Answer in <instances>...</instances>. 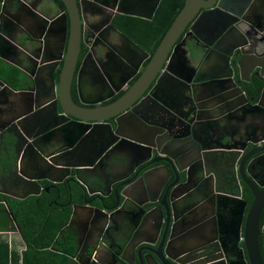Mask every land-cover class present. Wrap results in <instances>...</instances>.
<instances>
[{"label":"flooded vegetation","instance_id":"flooded-vegetation-1","mask_svg":"<svg viewBox=\"0 0 264 264\" xmlns=\"http://www.w3.org/2000/svg\"><path fill=\"white\" fill-rule=\"evenodd\" d=\"M154 1L85 0L82 8L80 0H76L80 14L81 43L71 83V96L75 103L88 107L109 104L137 80L149 58L137 68L132 64H124L117 53L126 51L122 36L124 35L147 50L149 57L153 54L149 46L142 45L137 31L148 27L157 29L156 13L162 0L152 11ZM0 3V21L4 23L7 33L12 37V45L15 48L14 54H9L7 58L16 61L27 72L25 74L28 82L17 89L33 90L31 78L36 74L41 75L40 68L47 59L57 64L54 71L57 81L69 32L68 25L66 31L63 28L62 15L66 12L63 2L0 0ZM16 7L19 8L18 12H14ZM128 11H135L140 16L126 13ZM233 13L234 26L228 30L222 24L212 28L210 23L206 22L199 26L195 35L187 34L189 23L170 51L171 53L175 45L181 44L175 49L177 55L181 53L183 44L186 43L195 55L194 64L201 67V74L205 78L213 73L212 67L216 64L230 66L235 82L226 84L231 86L226 94L218 92L216 87L205 84L198 85V91L192 94L187 84L178 83L162 74L158 83L153 79L145 85L139 104L133 110L128 107L110 114L106 120L87 122L88 128H99L95 124L101 123L114 127L118 125L119 139L112 149L104 152L102 158L86 166L82 172H77V178L71 170L69 176L54 186L51 182H42V186H48L49 190H43L36 196L38 199L46 194L49 206L53 205L56 209L69 212L68 221L75 210L74 222L67 226V221L60 233L62 239H71L72 248L61 249L60 254L72 258L82 257L86 264L96 263L97 259L110 264L111 258L116 264H126L125 261L140 264L134 250L141 252L143 247H147L141 243L142 241L156 239L158 210L154 208L150 213H146L149 209L143 212L139 208L127 205L118 206V210L101 208L94 211L95 220L88 223V217L93 211L81 207L84 192L79 185L82 181L88 188V191H85V199L96 198L90 205L99 204L96 196L102 197L109 191L112 194L114 191H122L124 186L120 184L133 175L150 152L152 157L161 156L158 153L159 149L179 154L176 158L180 165L175 166V171L179 173L182 192L189 190L198 182L200 188L198 195L194 196L191 193L188 195L190 202L184 205L185 207L180 206L177 209L175 214L177 226L168 233L169 238L165 240L168 243L169 255L163 251L165 257L158 253L157 256H147L145 257L147 264H251L244 249L243 228L244 217L253 195L242 180H250L260 190L264 189V110L248 105V102L250 103L248 100L252 97H255L254 103L261 97V103L264 105V0H248L245 8H236ZM205 14L210 17L219 15L218 12L203 15ZM130 22L134 23V27L129 25ZM241 31L245 32L246 36ZM108 37L109 40L110 37L113 40L106 51L107 60L100 63L101 59L95 57L93 51L101 43L100 38ZM150 47H154V43ZM175 55L173 66L179 64ZM5 65L12 66L0 59V75ZM81 66L82 72L86 74L80 83L84 94L82 92L80 94L88 105L81 102L76 88V78ZM100 89L102 91L97 93ZM226 95H231L232 100L227 102ZM98 99L102 100L89 102ZM229 108H233L230 115L231 123L222 128L219 117ZM47 111L49 110L42 109L35 112L34 117L38 118L39 125L34 130L29 128L27 119L21 121L27 131L26 134H34L46 127L41 121ZM58 114L54 119L56 129L62 123L75 120L69 114H63L60 105ZM206 118L210 120L211 130L207 135L203 130ZM7 127L12 130L6 132L0 129V176L6 182L0 189H7L10 184L1 171L10 163L8 158H11L15 168L16 165L24 168L26 162L24 154L26 135L14 130V126ZM38 136L40 138L35 142L42 152L62 149L63 136L60 130H54L53 133L40 132ZM108 141L109 138L104 141L95 138L91 144L86 138L82 146L87 147L90 157L95 159V154L97 155ZM207 148L218 150L212 154L214 161L211 164H200L195 158L200 152L206 154L204 151ZM70 161L82 163L84 159L73 155ZM165 164L164 161H158L142 169L134 178V181L136 180L134 187H131L132 184L129 186L131 195L146 198L145 188H148L151 197L154 198V193L161 188L167 177V170L163 167ZM182 168L187 169L189 175L187 180L186 170ZM130 172L132 173L129 174ZM169 172L170 178L167 183L174 178L170 168ZM224 177L232 180L233 189L237 192L239 186L240 197L223 196ZM69 188L72 189L74 197L71 203L64 205L69 200ZM103 199L108 205L114 203L113 199L106 197ZM74 205L77 207L74 208ZM263 214L264 209L261 216ZM263 223L264 220L261 225ZM160 239L161 233L157 243ZM179 239V242H175ZM79 242L82 251L77 246ZM259 242L264 262V232L261 233ZM181 247L186 253L179 255ZM142 254L148 252L143 251ZM73 260L78 264L74 258Z\"/></svg>","mask_w":264,"mask_h":264},{"label":"water","instance_id":"water-1","mask_svg":"<svg viewBox=\"0 0 264 264\" xmlns=\"http://www.w3.org/2000/svg\"><path fill=\"white\" fill-rule=\"evenodd\" d=\"M65 5L66 12H63V24L64 30L66 31L68 25V42L67 48L63 57V62L61 69L58 74L57 81H55L54 71L57 64L54 62H50V60H46L45 64L41 69V75L36 74L31 78L33 84V90L28 89H16L11 83L5 81L0 76V129L6 132L12 130L7 126H14V130L19 132H23L26 136V148L24 151L26 162L25 167L22 168L16 165L11 161V158H8L10 163H7L4 167L3 177L9 180V186L14 185L17 188H21L24 192L21 195L12 196L18 199H24L28 196H37L43 190L48 191V186H42L43 181L51 182L54 186L56 183L61 182L64 178L70 175L71 170L74 171L75 176L77 178V172H82L86 169V166L91 165L93 162L102 158V154L104 152L112 149L119 139L120 131L118 130V125L115 127L110 124H95L99 128H88V121H100L106 120L108 116L118 110H125L128 107L131 110L134 109L135 106L139 104L140 97L145 90V85L150 83L153 79L158 80L161 78L162 74H166L169 79L174 80L181 84H187L190 92L192 94L198 91V85L205 84L211 87H216V90L222 94H226L231 86L226 84H232L235 82L234 73L230 66H223L221 64H216L212 67V74H209L207 78L202 76L201 67H197L194 64L195 55L193 54L191 48L183 44V49L181 53L175 55V49L177 44L173 47L172 52L171 48L173 44L177 41L181 33L185 30L187 25L190 23L188 27L187 34L195 35L196 30L199 28L201 24L206 22L210 23V26L214 28L215 25L222 24V26L228 30L230 27L234 26L233 21V10L236 8H245L248 4V0H239V1H229V0H184L183 5L179 12L176 14L169 28L166 30L164 35L162 36L159 44L156 46L153 54L149 57V52L138 46L134 42H132L129 38L122 35L124 38V42L126 44V51L124 53H117V55L122 59V62L127 65H135L137 68H140L145 59L149 58L146 65L141 69V74L137 78V80L133 83V85L122 95H120L115 101L106 104L100 105L98 107H88L81 106L75 103L71 96V83L73 78V73L76 68V62L78 58V53L80 50L81 43V25H80V14L79 9L76 3V0H61ZM160 0H155L152 6V11L155 10ZM85 0H80L81 7L84 8ZM1 5V3H0ZM18 7L14 8V12H18ZM218 12V16L210 17L209 15L204 13ZM132 15H138L135 11L126 12ZM146 17V16H145ZM149 18V15L147 16ZM68 20V22H67ZM257 29L259 27L255 26ZM241 33L246 36L245 32ZM101 43L98 44L97 48L93 51V55L99 59L100 63L107 60L106 51L109 47V44L112 42V37L108 38H100ZM12 37L7 33L6 27L3 22L0 21V59L5 61L7 64H11L20 69L23 74V78L28 82L26 78L27 73L23 70L22 66L18 64L16 61H13L10 58H7L9 54H14L13 50L15 49L12 45ZM250 43L248 39V44ZM211 46V44H208ZM89 55V54H87ZM174 55L179 62L178 65L173 66ZM101 65V64H100ZM82 66L78 70L76 82H77V90L78 95L82 103L87 104L88 102L82 97L80 92L83 93L82 87H80V83H82V79L86 73H83ZM99 68L102 70L101 66ZM24 71V72H23ZM40 73V71L38 70ZM105 84L104 79L101 75H99ZM220 83L222 85L220 86ZM102 89L98 90L97 93H100ZM231 95H226L227 102L232 100ZM93 100L89 101L91 103H95ZM248 101V105L261 108L264 110V105L261 103V97L255 103V97L250 98ZM58 105L64 113L69 114L75 120H71L68 123H62L59 125V128L56 129V123L54 119L57 118L58 114ZM48 109L47 113H45L41 123L46 124V127L42 128L41 131H37L34 134H26L25 127L22 124V120L27 119L29 128L34 130L38 125V118L34 117L35 112ZM233 108H229L223 113H221L219 117V122L222 128H225L231 123V112ZM80 121H76V120ZM198 120V118H197ZM107 126V127H103ZM195 123L192 124V128L194 130ZM54 130H60L63 137H61L62 149L57 151H49L42 152L35 140H38L40 137L38 136L40 132H51ZM178 131V129H176ZM203 130L205 134L210 133V120L206 118L204 121ZM199 133L201 129L198 130ZM27 132V131H26ZM38 136V138H37ZM207 136H204L206 138ZM88 138L90 143L96 139H100L101 141L109 138V141L105 145L104 148L99 150V153L95 154V159L90 157L89 149L87 147L83 148L84 139ZM148 147L149 144H144ZM173 145V144H171ZM217 152L218 150H212L207 148L204 151L206 154L200 152L199 156L196 157V161L200 164H211L214 161V157L212 156L213 152ZM158 153L161 156L152 157L151 152L145 157L143 162H141V166L136 171H132L133 175L130 178L125 179L120 185L124 186V189L120 192L114 191L112 194L110 191L106 194H103L102 197L96 196L99 199V204L90 205L92 201L96 198H92L91 200L85 199V191H88V188L82 181H80V189L84 192V199L82 208L92 209L93 212L88 217V223H92L95 220L94 211L101 210V208H106L107 210H112L117 208L118 206L123 207L127 205L129 207L139 208L141 211H146V213H150L154 208L158 210V218H157V236L154 241L144 240L141 243L146 244L147 247H143L141 250H134L135 256L140 261V264H147L145 257L147 256H157L156 253L165 257L163 251L168 254L167 245L165 242L167 238H169V232L173 231L177 226L176 221L177 217L175 214L177 209L180 206H184L190 202L189 194L198 195L200 183L198 182L194 186H192L189 190L182 192L180 190L181 183L179 182V173L175 171V166L180 165L178 159L176 158L179 154L169 151H163L158 149ZM210 153V155H209ZM79 157L80 159H84L82 163H77L74 161H70L72 156ZM158 161H164L166 164L163 166L167 170V177L165 182L161 185V188L158 189L154 193V198L151 197V192L148 188H145L146 198H138L137 196H133L130 193V188L134 187V178L137 174L144 168L149 167L151 164L157 163ZM169 168L173 172L174 178L167 183L170 178ZM182 170H186V180L189 178L188 172L186 168H182ZM202 168H200V171ZM130 172L129 174H131ZM1 178V176H0ZM9 178V179H8ZM125 178V177H124ZM139 179V178H138ZM222 180L224 191L222 192L223 196L231 197L238 196L240 197L239 186L238 192L233 189L232 180H228L227 177ZM245 185L250 189L253 200L249 204L245 217H244V228H243V241H244V249L246 252V256L251 261V264H264L263 256L261 254L259 237L262 232H264V223L261 225V214L264 209V189H259L255 183L252 181H248L245 179L242 180ZM1 184V181H0ZM133 185L129 187L130 185ZM262 186L263 184H258ZM196 190V191H195ZM69 200L66 204L71 203L73 200V191L69 188ZM103 197L113 199L114 203L111 205L106 204ZM195 198V197H194ZM243 200V199H242ZM121 201V204H120ZM77 205H74V208ZM185 207V206H184ZM117 208L116 210H118ZM9 215H11L10 211H7ZM75 214V210L71 213L70 219L68 221L67 226L71 225L73 221V216ZM112 215V213H111ZM11 219L13 220L12 216ZM178 232L179 229H176ZM161 233L160 242L157 243V238ZM176 240L175 242H179ZM78 248L82 251L81 242L78 243ZM264 247V242H263ZM143 251H147L148 254H142ZM185 249L183 247L179 250V255L184 254ZM169 255V254H168ZM78 264H86L82 257H73ZM110 258V257H109ZM159 258V257H158ZM126 264H132L128 261H125ZM93 264H107L106 261L101 262L97 259L96 263ZM110 264H116V261L111 258ZM163 264V263H161Z\"/></svg>","mask_w":264,"mask_h":264},{"label":"trees","instance_id":"trees-1","mask_svg":"<svg viewBox=\"0 0 264 264\" xmlns=\"http://www.w3.org/2000/svg\"><path fill=\"white\" fill-rule=\"evenodd\" d=\"M183 2L184 0H162L156 13L157 29L148 27L137 31L140 42L145 47L149 46L151 53L182 7ZM129 25L134 27L133 22ZM153 43L154 47H150ZM0 76L16 89L26 84L22 72L10 65L4 66ZM0 202H3L2 205L0 204V215L6 216L7 211L11 212L13 222L19 228L26 244L21 257L12 259L8 257L7 244L0 239V264H75L72 257L59 253L61 249L70 250L72 248L70 238L60 237L61 230L69 218L68 211H61L53 205L49 206V198L46 194L39 199L36 196L18 199L0 195ZM263 220L264 214L261 216V222ZM8 221L11 222L9 218ZM13 254L17 256L15 252L11 255Z\"/></svg>","mask_w":264,"mask_h":264},{"label":"crops","instance_id":"crops-1","mask_svg":"<svg viewBox=\"0 0 264 264\" xmlns=\"http://www.w3.org/2000/svg\"><path fill=\"white\" fill-rule=\"evenodd\" d=\"M1 180L2 178H0V181ZM5 183L6 182L2 180L0 187L2 186V184ZM23 192L24 191L21 188H17L14 185L8 186L7 189H0V195L9 196L12 198H16V197L12 196L11 194L21 195ZM0 204L2 205L3 202H0ZM8 218L11 222L8 221ZM13 221L14 220L11 219V215H9L8 213L6 216L0 215V229H2L0 231L8 230L7 234H0V239H2L3 243L5 242L7 244L8 253H9L8 257H12V259L14 257H21L22 251L25 250L26 248V244L23 240L21 232ZM9 242L11 246H9ZM14 252L17 254V256H15L14 254L11 255Z\"/></svg>","mask_w":264,"mask_h":264},{"label":"clouds","instance_id":"clouds-1","mask_svg":"<svg viewBox=\"0 0 264 264\" xmlns=\"http://www.w3.org/2000/svg\"><path fill=\"white\" fill-rule=\"evenodd\" d=\"M0 232H1L0 234H7L8 230H4V231H0Z\"/></svg>","mask_w":264,"mask_h":264},{"label":"built area","instance_id":"built-area-1","mask_svg":"<svg viewBox=\"0 0 264 264\" xmlns=\"http://www.w3.org/2000/svg\"><path fill=\"white\" fill-rule=\"evenodd\" d=\"M0 233H1V232H0ZM9 246H11V245H10V242H9Z\"/></svg>","mask_w":264,"mask_h":264}]
</instances>
